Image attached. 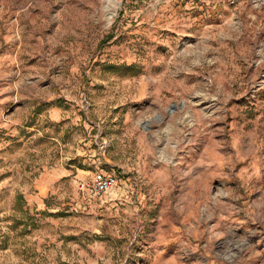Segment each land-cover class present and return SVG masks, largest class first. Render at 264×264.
Segmentation results:
<instances>
[{
    "label": "rangeland",
    "instance_id": "374dc122",
    "mask_svg": "<svg viewBox=\"0 0 264 264\" xmlns=\"http://www.w3.org/2000/svg\"><path fill=\"white\" fill-rule=\"evenodd\" d=\"M112 2L0 0V264H264V0Z\"/></svg>",
    "mask_w": 264,
    "mask_h": 264
},
{
    "label": "built area",
    "instance_id": "2783aa9c",
    "mask_svg": "<svg viewBox=\"0 0 264 264\" xmlns=\"http://www.w3.org/2000/svg\"><path fill=\"white\" fill-rule=\"evenodd\" d=\"M139 1V0H138ZM146 1V0H140ZM229 5H237L239 0H218ZM118 178L115 174H108L104 171H97L94 173L91 182L81 183L79 189L82 191L86 200L98 201L107 193L116 187Z\"/></svg>",
    "mask_w": 264,
    "mask_h": 264
},
{
    "label": "bare ground",
    "instance_id": "6f19581e",
    "mask_svg": "<svg viewBox=\"0 0 264 264\" xmlns=\"http://www.w3.org/2000/svg\"><path fill=\"white\" fill-rule=\"evenodd\" d=\"M113 7H114V3L112 2V0H107V4H106V7H105L107 9V11H111L113 9Z\"/></svg>",
    "mask_w": 264,
    "mask_h": 264
},
{
    "label": "trees",
    "instance_id": "16d2710c",
    "mask_svg": "<svg viewBox=\"0 0 264 264\" xmlns=\"http://www.w3.org/2000/svg\"><path fill=\"white\" fill-rule=\"evenodd\" d=\"M17 201H18V203H22V201H23V196H22V195H18V196H17Z\"/></svg>",
    "mask_w": 264,
    "mask_h": 264
}]
</instances>
